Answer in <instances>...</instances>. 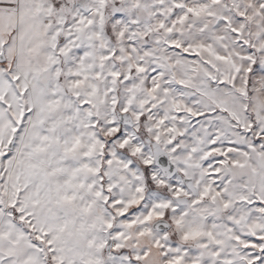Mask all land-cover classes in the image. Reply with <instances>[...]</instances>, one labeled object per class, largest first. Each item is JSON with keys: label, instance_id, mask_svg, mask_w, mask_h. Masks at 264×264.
I'll return each mask as SVG.
<instances>
[{"label": "snow or ice", "instance_id": "6c2138e0", "mask_svg": "<svg viewBox=\"0 0 264 264\" xmlns=\"http://www.w3.org/2000/svg\"><path fill=\"white\" fill-rule=\"evenodd\" d=\"M0 264H264V0H0Z\"/></svg>", "mask_w": 264, "mask_h": 264}]
</instances>
